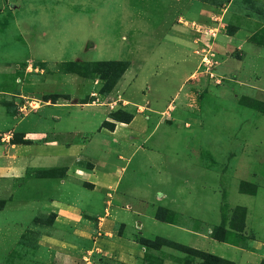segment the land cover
<instances>
[{"label": "rangeland", "instance_id": "rangeland-1", "mask_svg": "<svg viewBox=\"0 0 264 264\" xmlns=\"http://www.w3.org/2000/svg\"><path fill=\"white\" fill-rule=\"evenodd\" d=\"M57 97L101 105L105 129L129 124L89 144L84 166L118 170L119 191L148 190L145 211L212 239L204 250L134 230L123 261L122 225L101 217L83 262L264 264V0H0V144Z\"/></svg>", "mask_w": 264, "mask_h": 264}, {"label": "crops", "instance_id": "crops-1", "mask_svg": "<svg viewBox=\"0 0 264 264\" xmlns=\"http://www.w3.org/2000/svg\"><path fill=\"white\" fill-rule=\"evenodd\" d=\"M33 118L34 126L21 130V140L11 141V134H4L7 142L0 144V264H53L49 260L52 255L56 264H88L83 261L98 250L93 239L100 236L101 217L106 223L104 230L112 224L122 225V233L112 240L123 261L134 230L145 237L160 236L194 248L208 250L205 245L211 246L212 239L194 227L159 220L145 211L147 189L119 191L122 173L115 177L118 170L111 171L112 176L102 173L98 160L93 166H84L85 151L94 154L89 144L112 140L129 124L115 122L113 129H105L107 112L101 105H68L61 97L46 101ZM99 126L109 135L99 134ZM61 167L59 174L50 173ZM83 209L91 211L86 212L89 216ZM53 222H60L62 233L66 230L73 237L89 240L88 244L71 242L57 234L58 230L53 232ZM147 224L150 229H145ZM9 239L12 247L6 245ZM11 255V260L5 259ZM24 255L32 258L24 261Z\"/></svg>", "mask_w": 264, "mask_h": 264}, {"label": "trees", "instance_id": "trees-1", "mask_svg": "<svg viewBox=\"0 0 264 264\" xmlns=\"http://www.w3.org/2000/svg\"><path fill=\"white\" fill-rule=\"evenodd\" d=\"M0 206H1V201H0ZM209 257H211L212 255L211 254H208Z\"/></svg>", "mask_w": 264, "mask_h": 264}]
</instances>
